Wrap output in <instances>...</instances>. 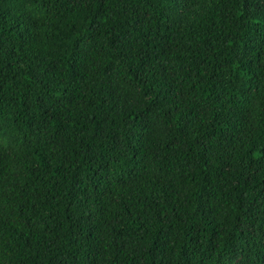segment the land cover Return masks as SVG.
Segmentation results:
<instances>
[{"label": "trees", "instance_id": "1", "mask_svg": "<svg viewBox=\"0 0 264 264\" xmlns=\"http://www.w3.org/2000/svg\"><path fill=\"white\" fill-rule=\"evenodd\" d=\"M0 264H264V0H0Z\"/></svg>", "mask_w": 264, "mask_h": 264}]
</instances>
